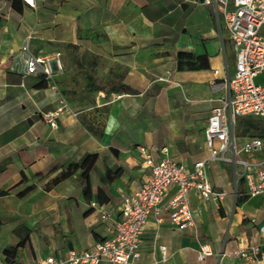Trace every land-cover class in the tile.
<instances>
[{
  "label": "crops",
  "instance_id": "obj_1",
  "mask_svg": "<svg viewBox=\"0 0 264 264\" xmlns=\"http://www.w3.org/2000/svg\"><path fill=\"white\" fill-rule=\"evenodd\" d=\"M200 1L0 0V259L33 263L107 236L122 196L150 174L142 148L189 167L208 155L205 126L227 96L223 82L237 48L213 7ZM26 42L36 54L60 53L63 68L52 81L11 69ZM92 69L102 79L120 76L132 90H90ZM54 84L77 112L61 113L56 127L43 119L58 103ZM87 153L98 154L89 194L80 170L51 184ZM209 178L226 193L222 202L191 194L195 225L185 229L165 209L151 214L137 264H258L231 251L240 241L264 246V194H246L233 165L219 159ZM204 243L213 253L200 259Z\"/></svg>",
  "mask_w": 264,
  "mask_h": 264
},
{
  "label": "built area",
  "instance_id": "obj_2",
  "mask_svg": "<svg viewBox=\"0 0 264 264\" xmlns=\"http://www.w3.org/2000/svg\"><path fill=\"white\" fill-rule=\"evenodd\" d=\"M26 2L35 4L34 0ZM200 2L213 7L237 48L234 72L228 74L223 82L227 96L222 99L221 105L212 109L205 126L208 155L189 167L167 152L156 160L142 148L150 174L133 192L122 196L119 216L113 221L107 236L90 247L71 249L65 255L50 254L33 263L0 259V264H137L141 256L142 235L151 214L159 216L165 209L171 222L185 229L195 225L191 194L217 205L222 202L226 193L215 188L209 178L211 164L218 159L233 165L236 184L242 180L246 185V194H264V134L238 136L235 130L238 116L264 118V83L256 80L259 75H264V0ZM62 68L60 53L36 54L30 49L29 42L14 53L11 65L13 71L23 76L43 75L48 81L54 79L56 69ZM54 88L58 96L57 106L43 114V119L52 127L57 126V117L61 113L73 112L67 96L55 84ZM120 96L114 94L116 98ZM171 189H175L174 193L165 199ZM91 205L101 208L96 201H92ZM110 216L109 210L101 211L103 219ZM258 231L264 233V222L259 224ZM161 249L165 259L166 247ZM212 253V247L204 243L198 250V257L203 259ZM231 254L245 261L264 264L263 243L240 241Z\"/></svg>",
  "mask_w": 264,
  "mask_h": 264
},
{
  "label": "trees",
  "instance_id": "obj_3",
  "mask_svg": "<svg viewBox=\"0 0 264 264\" xmlns=\"http://www.w3.org/2000/svg\"><path fill=\"white\" fill-rule=\"evenodd\" d=\"M40 77L42 78L43 82L48 81L43 75H40ZM86 87L90 90H104L108 94L112 92L132 90L129 85L123 82L120 76H117L116 78H112L110 80L102 79L96 76L95 71L93 69L90 71V73H87ZM247 124L248 126L245 128V133L251 131V134H264V118L257 117L254 120L248 121ZM89 127L93 128L90 125ZM98 133L101 134V131ZM97 159V153L85 154L79 161L70 163L66 169L62 170L57 176H55L51 180V184H57L80 170L79 178L82 183L83 192L85 195L89 194V192L91 191V172L95 168ZM5 193V190H0V195ZM12 251V248L6 249L7 253H11Z\"/></svg>",
  "mask_w": 264,
  "mask_h": 264
},
{
  "label": "rangeland",
  "instance_id": "obj_4",
  "mask_svg": "<svg viewBox=\"0 0 264 264\" xmlns=\"http://www.w3.org/2000/svg\"><path fill=\"white\" fill-rule=\"evenodd\" d=\"M257 81H263L264 83V75H259L258 77H256ZM255 118H257V116H252V115H247V116H238L236 119V126H235V130H236V134L238 136H242L245 133V128L248 126L247 122L254 120ZM251 134L252 132L249 131L246 134ZM243 190V185L242 183L239 184V189L238 191H242ZM253 200H257V199H253Z\"/></svg>",
  "mask_w": 264,
  "mask_h": 264
}]
</instances>
